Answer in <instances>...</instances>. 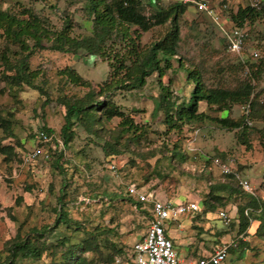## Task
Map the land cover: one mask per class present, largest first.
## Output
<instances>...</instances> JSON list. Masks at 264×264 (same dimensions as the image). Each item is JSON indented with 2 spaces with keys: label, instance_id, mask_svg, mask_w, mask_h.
I'll return each mask as SVG.
<instances>
[{
  "label": "rangeland",
  "instance_id": "1",
  "mask_svg": "<svg viewBox=\"0 0 264 264\" xmlns=\"http://www.w3.org/2000/svg\"><path fill=\"white\" fill-rule=\"evenodd\" d=\"M143 2L150 5L148 0ZM53 3L55 8L50 7ZM0 8L15 14L23 9H33L53 30H60L64 20L69 19L72 37L81 38L92 34V21L87 14L85 0H0ZM145 10L149 14L152 9L146 7ZM247 27L245 57L251 64L264 60V18L249 23ZM163 33V28L139 33L134 32L133 27L130 29L131 37H136L135 42L143 47L157 40ZM180 35L182 41L178 54L183 65L203 67V79L207 85L233 86L238 79L249 75V65L242 71L227 70L229 65L237 63L238 57L224 48L210 20L193 6L180 19ZM112 40L115 42L110 47ZM112 40L107 41L106 51L113 53L122 50L129 41L116 36ZM29 43L32 44L31 41ZM43 44L50 45L47 41H43ZM3 47L4 42L0 39V51ZM11 49L17 47L13 46ZM254 51L258 53L256 58L251 57ZM8 55L13 59L16 54L10 51ZM111 60V56L102 58L88 54L83 49L73 54H62L50 49L34 48L28 61L31 69L39 71L34 82L42 91L25 87L17 96H11L7 92L0 96V109L9 116L10 128L14 134V139L7 138L2 144L15 146V157L12 160L6 162L0 155V261H7L9 245L17 233L26 237L33 227L40 229L48 226L54 231L44 238L50 241L61 234L71 233L62 223L54 227L57 219L55 208L59 207V201L64 203L68 217L82 223L86 230L90 231L95 227L113 229L116 234L111 236L113 241L128 248L145 234L150 220V204L142 203L137 208L134 204L136 198L126 193L127 187L134 184L139 191H154L158 198L173 203L201 201L209 191L208 177L215 180L221 176V172L212 163L205 172L202 171L203 165L211 157H234L233 168L237 170L239 178L248 181L254 195L264 200V121H252V126L260 132L251 135L248 144H243L236 130L222 129L210 122L186 123L182 130L168 131L163 123V112H155L160 84L169 85L178 102L187 100L192 90V83L187 80L186 72L178 66L175 58L171 60L172 67L162 77L157 73L151 74L142 88L113 90L114 102L133 118L139 132L142 131L138 144L124 148L120 140L116 146L120 153L109 147L104 150V142L113 139L110 134H90L76 122L72 127L75 132L73 139L67 146L60 145L63 153L61 159H58L56 152L58 146L52 142L50 145L41 144L48 153V158L22 161L24 153L39 145L36 133L42 126L52 129L56 139L60 140L64 107L59 101L64 97H80L87 91V88L74 85L66 77H62L60 70L72 68L97 90L109 78V74H114L109 66ZM221 67L226 72H218ZM252 83L255 86L254 94L258 93L260 103L264 104V76ZM199 110L206 111L211 116L230 115L233 118L243 113L241 106L233 107L230 113L218 112L210 110L203 102L199 104ZM118 121V118H113L106 124L107 129H113ZM191 139V146L195 150H189L183 163L179 164L178 160L173 159L168 166L163 161L158 163L155 172H151L160 154L150 156V152H156L165 143L170 148L177 141L183 150L185 143ZM163 153L168 154L165 150ZM61 190H64L65 195L59 200ZM221 195L226 197L228 191ZM128 197L131 201L127 200ZM249 201V195L234 193L224 206L219 205L210 212L203 211L200 206L197 212L192 213V217L189 214L182 217V227L177 228L175 225L171 228L175 232L176 251L180 256L198 257L208 254L215 245H227L241 239L248 244L244 256L239 259L237 252L229 249L222 264H262L264 233L254 234L257 221L251 222L246 230L247 236L239 233L238 209L248 205ZM218 209H225L229 213L230 224H224L218 218ZM72 237V242H76L87 237V234L76 231ZM127 253H131L130 248ZM87 255L89 258L93 257ZM50 261L49 255L43 253L38 261L25 260L18 264H49Z\"/></svg>",
  "mask_w": 264,
  "mask_h": 264
},
{
  "label": "trees",
  "instance_id": "2",
  "mask_svg": "<svg viewBox=\"0 0 264 264\" xmlns=\"http://www.w3.org/2000/svg\"><path fill=\"white\" fill-rule=\"evenodd\" d=\"M37 1L46 2L48 0ZM85 1L87 14L92 21V34L81 38L70 36L72 24L69 19L64 20L60 30H53L48 27V22H45L44 18L34 13L33 9H23L15 14L0 8V39L4 42V47L0 51V82H3V85H0V96L5 92L11 96H17V93L25 87L42 91L41 87L34 82L39 76V71L31 69L28 61L34 48L50 49L62 54H73L79 49H83L88 54L99 55L102 58L111 56L112 60L109 66L113 69L114 74H109V78L99 85L97 90L72 68L65 67L60 70L59 73L62 77H66L74 85L87 88V91L80 97L71 99L64 97L59 101L64 107V123L60 130V140H57L54 131L46 126H42L38 130L51 136L49 145L53 142L58 146L56 149L58 159H61L63 155L60 145L67 146L75 135L72 127L76 122L90 134L109 133L110 138L113 139L104 142L102 145L104 150L109 147L116 153H120V149L116 147L120 140H122L121 144L124 148H128L131 144H138L142 131L139 132V127L133 118L114 102L113 90L142 88L146 78L151 74L157 73L159 77H162L166 70L172 67L171 60L173 58L178 62V66L184 69L187 80H190L193 87L188 99L178 102V99L173 97L169 85L160 84V92L155 100L154 110L163 112V123L168 131L182 130V126L186 123L210 122L222 129L236 130L243 144H248L250 136L260 132L255 126L247 125L246 121L247 119L264 121V104L260 103L258 93L254 94L255 86L252 83V81H259L264 76V60L248 63L249 59L245 57L247 37L243 43L241 57H238L236 64L229 65L227 70L229 72L242 71L246 65H249V75L246 78L238 79L233 86L221 84L209 86L203 79L204 68H200L199 65H183V60L178 54L182 41L180 19L192 5L175 1L160 2V0L150 2V5L142 0ZM55 6V3L50 5L53 8ZM146 7L152 9L151 13L146 14ZM202 14L204 13L202 12ZM225 14L232 24L247 27L249 23L252 24L257 19L264 18V0L259 7H238L236 10L232 7ZM204 15L215 27L224 48H226V39L220 35L219 29L213 21L206 14ZM131 27L134 28V32L138 31V33L147 32L153 28H163L164 33L157 40L143 47L135 42L136 37H131ZM114 36L121 40H129L122 50L119 49L115 53L106 51L107 41L112 40ZM30 41L32 44L29 43ZM43 41L49 42L50 45L45 46ZM113 42L115 41L112 40L110 47L113 46ZM13 46L17 49L12 50ZM10 51L16 54L13 59L8 55ZM224 71L226 72V69L223 67L218 69V72L223 73ZM249 101V113L247 115L242 113L236 118L230 115L226 117L211 116L206 111L199 110V104L203 102L210 110L230 113L233 107L244 106ZM113 118H118L119 121L113 129L108 130L106 124ZM10 126L9 116L0 109V129L2 131L0 155L6 162L15 157V146L2 144L3 140L7 138L14 139ZM160 148L156 149V152H150V156L156 153L160 154L156 160L157 163L152 166L151 172H155L158 163L163 161L168 166L171 165L173 159L178 160L179 164L183 163L189 152L186 143L184 149L181 150L178 141L173 143L170 148L167 143ZM164 150L168 154L164 155ZM220 158L224 159L221 156ZM209 164H211V159L203 165V172L206 171ZM207 184L209 191L204 199L198 201L203 211L210 212L219 205L224 206L234 193L249 195V206H241L238 209L239 233L247 236L246 230L252 221L258 223L254 234L262 235L264 233L263 199L257 198L254 193L244 191L233 174L221 173L220 178L215 180L208 177ZM225 191H228L226 197L221 195ZM61 192L59 200L65 195L64 190ZM126 193L129 194L127 191ZM129 196L131 195L129 194ZM127 200L131 201V198L128 197ZM142 203L138 199L134 202L137 208H140ZM58 206L55 208L57 219L54 227L56 228L62 223L65 228L71 230V233L61 234L52 241L44 238L46 234H51L54 231L48 226L40 229L33 227L26 237H21L17 233L9 245L7 261H0V264H18L25 260L38 261L43 253L51 258L49 264H96V262L115 264L116 257H120L123 263H126L125 260L129 254L127 253L128 248L131 250L133 244L128 248L118 245L111 237L116 236L115 232L108 227H95L90 231L86 230L82 223L68 217L62 201H59ZM76 231L85 232L87 237L72 242V234ZM229 249L237 252L240 259L248 249V244L241 239L232 241ZM87 254L93 257L89 258ZM262 264H264V260Z\"/></svg>",
  "mask_w": 264,
  "mask_h": 264
},
{
  "label": "built area",
  "instance_id": "3",
  "mask_svg": "<svg viewBox=\"0 0 264 264\" xmlns=\"http://www.w3.org/2000/svg\"><path fill=\"white\" fill-rule=\"evenodd\" d=\"M156 0H149L155 2ZM175 1L178 3L190 4L199 12L206 14L219 29L220 35L226 39L227 51L237 57H241L244 40L248 35L247 27L236 26L229 21V17L225 12L236 7H259L262 0H160V2ZM251 57H258V53L254 51ZM243 113H249L250 101L241 106ZM247 125H252V120L247 119ZM38 146L32 148L29 152L22 155L24 162L34 161L38 158H48L41 144L49 143L51 136L44 131H38L36 134ZM193 140L186 143L187 150H195L192 148ZM195 157V155H194ZM211 163L215 165L223 174H233L241 188L249 193H253V189L249 182L238 176L237 170L233 168L235 164L234 157L227 156L224 159L219 157H211ZM127 191L131 196L143 203L150 204V220L145 234L139 240H136L128 254L126 263H123L120 257L115 258V264H222L229 253V244L215 245L206 255L198 257L180 256L176 251L170 231L173 226L182 227L181 217L190 215L199 210L198 201H187L173 203L171 201L160 199L154 191H139L137 186L130 184ZM218 218L224 224H230L231 217L225 209H218Z\"/></svg>",
  "mask_w": 264,
  "mask_h": 264
},
{
  "label": "crops",
  "instance_id": "4",
  "mask_svg": "<svg viewBox=\"0 0 264 264\" xmlns=\"http://www.w3.org/2000/svg\"><path fill=\"white\" fill-rule=\"evenodd\" d=\"M143 1V0H142ZM148 2H149V0H148ZM238 7H236V6H233V9L234 10H236ZM230 21V20H229ZM231 23V22H230ZM183 217H185V216H183ZM192 217V216H191ZM181 219H183L182 217H181ZM170 236L172 237V240H173V242L175 243V232L172 230V231H170Z\"/></svg>",
  "mask_w": 264,
  "mask_h": 264
}]
</instances>
